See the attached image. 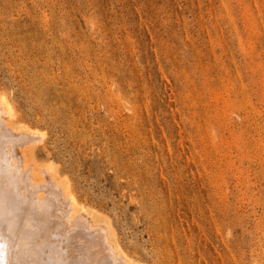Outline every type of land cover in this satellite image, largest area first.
I'll return each instance as SVG.
<instances>
[{
	"label": "rangeland",
	"instance_id": "rangeland-1",
	"mask_svg": "<svg viewBox=\"0 0 264 264\" xmlns=\"http://www.w3.org/2000/svg\"><path fill=\"white\" fill-rule=\"evenodd\" d=\"M0 94L134 263L264 264V0H0Z\"/></svg>",
	"mask_w": 264,
	"mask_h": 264
},
{
	"label": "bare ground",
	"instance_id": "bare-ground-1",
	"mask_svg": "<svg viewBox=\"0 0 264 264\" xmlns=\"http://www.w3.org/2000/svg\"><path fill=\"white\" fill-rule=\"evenodd\" d=\"M16 116L12 103L0 94V241L6 244L4 264H137L118 239H113L110 227L90 222L70 183L59 176L54 165L38 163L35 145L46 135L19 125ZM66 256L71 257L67 260Z\"/></svg>",
	"mask_w": 264,
	"mask_h": 264
},
{
	"label": "snow or ice",
	"instance_id": "snow-or-ice-1",
	"mask_svg": "<svg viewBox=\"0 0 264 264\" xmlns=\"http://www.w3.org/2000/svg\"><path fill=\"white\" fill-rule=\"evenodd\" d=\"M6 244L3 241H0V264H4L3 255L5 253Z\"/></svg>",
	"mask_w": 264,
	"mask_h": 264
}]
</instances>
